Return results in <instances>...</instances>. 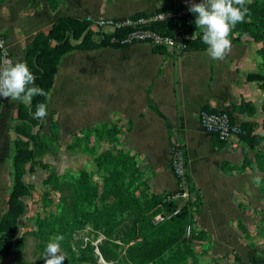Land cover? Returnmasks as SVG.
I'll list each match as a JSON object with an SVG mask.
<instances>
[{"label":"crops","instance_id":"1","mask_svg":"<svg viewBox=\"0 0 264 264\" xmlns=\"http://www.w3.org/2000/svg\"><path fill=\"white\" fill-rule=\"evenodd\" d=\"M58 1L52 10L48 0H0V35L14 63H25L34 38L48 33L60 18L119 20L174 9L183 0ZM242 37L229 36L231 52L220 61L208 57L206 49L172 53L144 43L75 50L63 57L48 104L49 113L58 117L63 143L78 135L84 167L104 151L132 155L135 174L149 195L177 191L171 150L182 149L189 182L201 200L194 227L208 236L207 257L240 255L249 262L254 241L238 225L247 226L249 214L264 209L263 174L254 163L264 148L249 149L240 138L235 149L220 144L198 118L201 110L225 111L242 129L264 135V91L260 82L249 79L261 71V44L249 33ZM19 105L7 98L0 103V221L12 189L9 127Z\"/></svg>","mask_w":264,"mask_h":264},{"label":"trees","instance_id":"2","mask_svg":"<svg viewBox=\"0 0 264 264\" xmlns=\"http://www.w3.org/2000/svg\"><path fill=\"white\" fill-rule=\"evenodd\" d=\"M48 4L54 10L59 1L48 0ZM246 7L249 9V15L245 17L243 23H238L232 29L229 36L238 40L244 33H249L254 40L260 41L262 36L258 35V30L252 28L256 25L259 15L251 6L246 5ZM168 10L170 9L155 12ZM146 16L147 14H137L131 18ZM194 20L195 14L190 13L180 24H174L172 21L162 22L151 25V28L162 34H173L174 31H179L186 35V51L206 49L207 45L202 41L203 33L196 28ZM125 32L124 29H118L113 33L97 31L88 21L63 17L52 25L48 33H41L32 41L26 53L25 63L36 78L35 86L44 89L47 96L33 97L30 106L20 102L17 117L9 127L15 136L12 160L13 185L7 200L6 212L0 221V264L16 254L19 241L17 234L19 220L25 216L28 209L27 202L33 196L31 186L24 179L25 175L32 171L36 160H42L51 152L50 139L59 140V125L55 123L52 124L51 134L47 138L41 137L40 132L48 115L43 122L34 119L33 114L37 105L45 103L49 112L48 94L65 55L75 50L125 47L112 42L113 39L123 38ZM259 52L262 55L261 69L263 68V71L251 74L249 79L260 82V88L264 91V49H259ZM231 119L234 121L232 117ZM35 128H37L36 131H34ZM243 130L245 134L240 136V139L248 145L249 149L260 145L264 148V135L254 134L251 129L248 130L245 127ZM212 137L218 143L224 144L217 137ZM182 152L184 155L183 150ZM254 160L255 167L263 174L262 183L264 184V152H258ZM184 164V176L175 177L178 183L176 192L149 195L142 188L143 183L135 174L136 161L132 155L122 152L115 153L110 150L104 151L98 156L92 168L81 171L77 182L67 186L69 188L68 197L62 196L64 214L69 215L74 212L75 215L66 217L65 223L74 219V221L92 222L94 227L101 225L111 230L125 226L127 233H123L122 236L118 235L115 240L126 244L133 242L127 252L131 264H198L191 244L206 240L208 236L194 227V217L201 200L192 183L189 182L185 155ZM42 165L44 169L48 168L46 163ZM170 166L172 169L171 164ZM47 181L44 190L46 196L50 198L51 194L62 192L50 175ZM261 190L264 191V186ZM175 195L180 198L184 195L188 198L195 196L197 202L194 206L177 209V200L169 199ZM175 212L177 214L174 215ZM160 213L165 223L158 226L153 225V218ZM190 225L193 226L194 231H191ZM238 226L246 237H251L246 225L240 223ZM259 226L263 229L264 238V216L261 217ZM188 227L190 239L185 238ZM106 234L111 235L112 233L106 231ZM252 246L254 247L255 243ZM237 258L238 256H234L232 263L238 264ZM251 261L253 264H264V260L258 256L252 257Z\"/></svg>","mask_w":264,"mask_h":264},{"label":"rangeland","instance_id":"3","mask_svg":"<svg viewBox=\"0 0 264 264\" xmlns=\"http://www.w3.org/2000/svg\"><path fill=\"white\" fill-rule=\"evenodd\" d=\"M246 5L251 6L259 15L256 25H253L252 28L258 30V35L262 36L259 41L261 44L260 49H264V0H251ZM0 40L4 43L3 47L7 53L8 60L12 61V55L1 35ZM261 71H263V68ZM5 100L6 98H3L1 103ZM53 123L59 125L58 117L48 112L44 127L40 132L42 138H47L51 134ZM58 128L59 140L50 139L49 142L51 152L45 155L42 160H36L32 171L25 175L24 179L31 186L33 196L27 202L28 209L25 216L19 220L17 231L19 241L16 246V254L6 259L2 264H43L46 245L54 240L57 235L64 237L59 242L60 254L65 256L63 264H124L125 262L131 264L127 252L132 247L133 242L126 244L115 240L118 235L122 236L123 233H127L125 226L111 230L101 227V225L94 227L92 222H80L79 220L74 221V219L67 224L65 223L66 217H74L75 214L74 212L69 215L67 213L64 214L62 196L68 197L69 188L67 186L77 182L79 173L85 169L92 168L96 159L89 162L91 165L84 167L86 164L78 158V135L72 137L71 141L66 145L61 137L60 127L58 126ZM36 130L37 128L34 129V131ZM14 137L12 133V142ZM65 145L67 146L66 148ZM69 152H71V157L66 154ZM66 155L68 158H66ZM93 155H95V152H92ZM43 163L48 165L47 169L43 168ZM48 175H50L52 180H55L57 187L62 190L61 193L51 194L50 198L44 193L48 183ZM196 202L197 198L195 196L191 198L181 197L177 201V209L190 205L194 206ZM263 212L264 209L261 212L254 211V213L249 214L250 223L247 222V231L251 234V238L254 241L249 244L250 248L254 250L252 252L254 253L253 257L258 256L264 260L263 229L259 226L260 219L264 216ZM161 215L162 213L153 218V225L158 226L165 223L164 220H156ZM190 228L191 231H194L192 225H190ZM106 231L112 234L108 235ZM185 236L186 239L191 238V236ZM205 239L191 244V248L198 259V264H234L230 259H209L207 255L210 243L208 238ZM253 243H255L254 247L252 246ZM244 258L242 259L238 255V264H253L251 260L248 262L246 257Z\"/></svg>","mask_w":264,"mask_h":264},{"label":"clouds","instance_id":"4","mask_svg":"<svg viewBox=\"0 0 264 264\" xmlns=\"http://www.w3.org/2000/svg\"><path fill=\"white\" fill-rule=\"evenodd\" d=\"M250 2L251 0H201L200 3L189 6L188 11L195 14L196 28L203 33L202 41L207 45L206 55L212 60H223L231 52L229 34L249 15L246 4ZM242 38H248V34L244 33ZM35 79L26 63L6 61L5 65L0 67V97L30 106L33 97L47 96L44 89L35 86ZM47 115V105L39 103L33 118L43 122ZM260 179L255 178L257 183ZM63 239L62 235H57L46 245L44 264H63L65 256L60 254L59 243Z\"/></svg>","mask_w":264,"mask_h":264},{"label":"built area","instance_id":"5","mask_svg":"<svg viewBox=\"0 0 264 264\" xmlns=\"http://www.w3.org/2000/svg\"><path fill=\"white\" fill-rule=\"evenodd\" d=\"M200 2L201 0H183L174 9L153 12L147 14L146 17L137 19L128 17L119 20L87 21L97 31L113 33L118 29L126 30L123 38L120 40H112V42H117L122 46L126 47L132 44L144 43L153 48L165 49L172 53H183L186 52V35L179 31H174L173 34H162L151 28V25L171 21L174 24H180L191 13L188 11L189 6ZM3 46L4 43L0 40V67H3L8 60ZM2 99L3 97H0V102ZM198 118L200 126L206 133L217 137L223 143H230L232 149L238 146L237 142L240 136L245 134V131L240 125L232 121L230 114L225 111L201 110ZM171 165L174 177L182 178L185 172L184 155L178 147H174L171 150ZM156 220L163 221L164 218L158 216ZM186 235L190 236L189 227L186 230Z\"/></svg>","mask_w":264,"mask_h":264}]
</instances>
